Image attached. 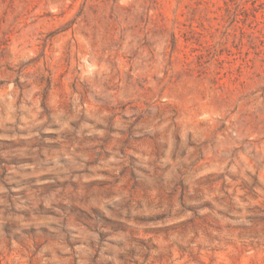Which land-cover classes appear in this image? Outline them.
Returning a JSON list of instances; mask_svg holds the SVG:
<instances>
[{"label":"rangeland","instance_id":"374dc122","mask_svg":"<svg viewBox=\"0 0 264 264\" xmlns=\"http://www.w3.org/2000/svg\"><path fill=\"white\" fill-rule=\"evenodd\" d=\"M0 264H264V0H0Z\"/></svg>","mask_w":264,"mask_h":264}]
</instances>
